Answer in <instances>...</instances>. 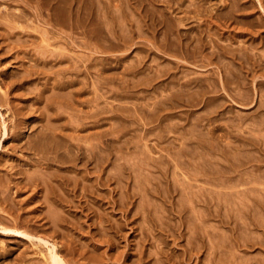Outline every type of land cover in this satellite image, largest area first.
Masks as SVG:
<instances>
[{"label": "rangeland", "instance_id": "rangeland-1", "mask_svg": "<svg viewBox=\"0 0 264 264\" xmlns=\"http://www.w3.org/2000/svg\"><path fill=\"white\" fill-rule=\"evenodd\" d=\"M0 264H264V0H0Z\"/></svg>", "mask_w": 264, "mask_h": 264}, {"label": "bare ground", "instance_id": "bare-ground-1", "mask_svg": "<svg viewBox=\"0 0 264 264\" xmlns=\"http://www.w3.org/2000/svg\"><path fill=\"white\" fill-rule=\"evenodd\" d=\"M0 230L7 231V227H0ZM56 246L53 244V247H51V253L48 255L50 258H48L49 264H68V260H66L56 249Z\"/></svg>", "mask_w": 264, "mask_h": 264}]
</instances>
